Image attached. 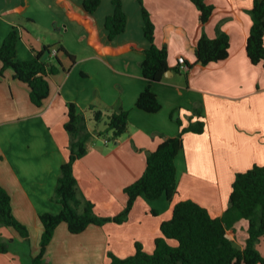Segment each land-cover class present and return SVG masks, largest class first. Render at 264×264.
Segmentation results:
<instances>
[{
	"label": "crops",
	"instance_id": "obj_1",
	"mask_svg": "<svg viewBox=\"0 0 264 264\" xmlns=\"http://www.w3.org/2000/svg\"><path fill=\"white\" fill-rule=\"evenodd\" d=\"M83 1L0 0V43L16 27L19 59H30L48 45L63 46L75 56L72 62L58 52L63 70L49 77L50 95L41 106L31 101L28 84L16 79L11 68L1 78L0 186L9 192L13 213L30 234L26 239L16 229L1 226L9 250L0 252V264H31L43 233L39 215L62 208L53 195L61 165L70 154V135L64 127L68 103H75L87 117L91 103L107 111L122 107L130 112L122 136L108 142L94 136L88 152L74 163L81 194L101 216L112 217L124 208V188L144 172L147 152L180 132L173 111L184 126L202 119L205 129L184 134V148L176 157L178 192L172 201L166 196L139 197L125 222L91 224L80 233H71L62 222L43 264H109L108 252L129 256L136 241L152 251L175 203L191 199L213 217L221 216L229 206L236 174L264 165V67L252 63L246 51L254 0H206L214 6L206 22L191 0H143L155 24V43L167 47L172 70L152 85L162 104L157 112L136 106L148 83L141 63L150 45L140 3L122 0L126 30L109 39L105 19L114 11V0H101L94 13L84 9ZM217 27L230 36L228 58L207 65L196 62L198 39L203 34L214 38ZM180 56L192 65L188 72L180 69ZM237 226L246 229L248 221L240 220L228 233L243 247L248 233L239 239Z\"/></svg>",
	"mask_w": 264,
	"mask_h": 264
},
{
	"label": "trees",
	"instance_id": "obj_2",
	"mask_svg": "<svg viewBox=\"0 0 264 264\" xmlns=\"http://www.w3.org/2000/svg\"><path fill=\"white\" fill-rule=\"evenodd\" d=\"M200 12L202 22L208 21L214 11V6L206 0H191ZM114 11L105 19L108 38L114 39L126 30L128 15L122 0H114ZM142 8L143 30L150 45L144 51L141 63L142 74L148 83L139 94L136 106L147 112H157L162 104L152 89L154 82L166 79V73L171 69L169 53L166 46L155 43V24L150 12L144 6L143 0H138ZM101 0H84V9L94 13ZM252 25L248 34L246 51L251 62L264 67V0H254L250 9ZM19 31L12 27L8 35L0 43V81L5 70L11 68L14 77L28 84L30 99L41 106L50 95L49 77L63 70L58 52L62 50L72 62L75 56L65 47L44 46L36 51L30 59L18 58L17 46ZM230 53V36L220 27L216 28V36L210 38L203 34L195 48L196 62L207 65L228 58ZM188 63V72L191 69ZM179 70V68H176ZM87 111L79 110L75 103L67 104V121L65 129L70 135V154L61 165L53 199L62 208L58 213L44 212L39 215L43 225L39 252L32 256L31 264H43L46 249L54 237L57 226L65 222L71 233H80L89 225L102 226L109 221L125 222L139 197L155 200L166 196L169 201L178 192L176 157L184 148L186 132L202 133L205 122L200 119L184 126L176 111L171 113L180 125L176 136H166L153 151L147 152L146 167L142 175L127 185L124 192L127 202L124 208L112 217L101 216L95 211V204L83 196L78 187L74 171V163L88 152V145L94 136H107L108 141L122 136L129 127V110L117 107L107 111L91 103ZM199 116L200 113L197 111ZM89 118L94 121L90 129ZM103 124V127L100 125ZM107 141V142H108ZM9 192L0 186V227H12L24 238L29 237V228L13 213ZM155 213V210H152ZM248 221L247 237L243 247L228 236L233 232L240 220ZM161 234L154 240V249L147 251L144 245L136 241L135 252L121 257L108 252L109 264H264V256L258 249V243L264 237V165L255 164L246 171L236 174L230 203L221 216L213 217L207 208L191 200H181L175 203L171 218L161 223ZM7 242L2 240L0 233V252H8Z\"/></svg>",
	"mask_w": 264,
	"mask_h": 264
},
{
	"label": "rangeland",
	"instance_id": "obj_3",
	"mask_svg": "<svg viewBox=\"0 0 264 264\" xmlns=\"http://www.w3.org/2000/svg\"><path fill=\"white\" fill-rule=\"evenodd\" d=\"M89 125L92 127L94 126V121L92 119L89 118ZM101 127H103V124L100 125ZM106 139L105 140H108L107 136H104ZM241 222H246V220L242 219ZM239 227L238 228V234H239V239L241 240H244L245 237H246V234H247V227L246 229H244L243 227L241 226H237ZM260 243V244H259ZM258 243V245H260L261 249L264 251V237L261 238L260 242Z\"/></svg>",
	"mask_w": 264,
	"mask_h": 264
},
{
	"label": "built area",
	"instance_id": "obj_4",
	"mask_svg": "<svg viewBox=\"0 0 264 264\" xmlns=\"http://www.w3.org/2000/svg\"><path fill=\"white\" fill-rule=\"evenodd\" d=\"M55 53H57V48H54L52 50V55H54ZM179 65H180V69L181 70H186L187 71V69H188V63H187V61L185 60V58L183 56H180L179 57ZM107 141L108 140H106V142Z\"/></svg>",
	"mask_w": 264,
	"mask_h": 264
},
{
	"label": "water",
	"instance_id": "obj_5",
	"mask_svg": "<svg viewBox=\"0 0 264 264\" xmlns=\"http://www.w3.org/2000/svg\"><path fill=\"white\" fill-rule=\"evenodd\" d=\"M172 73V70L167 71L166 76L168 77Z\"/></svg>",
	"mask_w": 264,
	"mask_h": 264
}]
</instances>
